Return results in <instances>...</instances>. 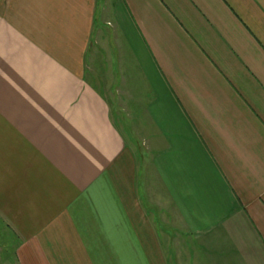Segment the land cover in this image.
Returning <instances> with one entry per match:
<instances>
[{
    "label": "crops",
    "instance_id": "crops-1",
    "mask_svg": "<svg viewBox=\"0 0 264 264\" xmlns=\"http://www.w3.org/2000/svg\"><path fill=\"white\" fill-rule=\"evenodd\" d=\"M2 226L0 264H264V0H0Z\"/></svg>",
    "mask_w": 264,
    "mask_h": 264
},
{
    "label": "rangeland",
    "instance_id": "rangeland-1",
    "mask_svg": "<svg viewBox=\"0 0 264 264\" xmlns=\"http://www.w3.org/2000/svg\"><path fill=\"white\" fill-rule=\"evenodd\" d=\"M92 52H94V60L91 63L88 77L94 84L102 89L104 93L110 96L112 102V117L118 128L126 136L128 143H130V147L136 150L138 158H140L148 149L142 138L144 131L141 130L142 122L140 115L136 114V112H138L136 107L142 105L143 99L140 97L135 99L134 90L129 91L128 87L126 90L125 84L122 85L119 83L120 74H118V69L116 67L111 68V66L107 64L104 66L101 47L98 48V50L96 47H92ZM135 101H138V103ZM141 162L140 160V165ZM143 193L144 201L148 203L147 205L152 207L156 212L159 211V205L155 201L157 197L152 194L151 189L147 188V185L143 187ZM159 213H161V211H159ZM158 222L160 232H172V227L167 224L165 219L161 220V218H159ZM9 234V230L4 226L0 227V250H5L6 244H4V242L7 243ZM165 239L166 240L163 241L164 250H166L165 252H167V250L169 251L167 255L169 262L170 264H176V251H181L185 244H183L182 240L178 239L176 235L175 238H171V241H168L167 237H165ZM173 247L174 250H171ZM7 249H10V252H12V245L9 247L7 246Z\"/></svg>",
    "mask_w": 264,
    "mask_h": 264
}]
</instances>
